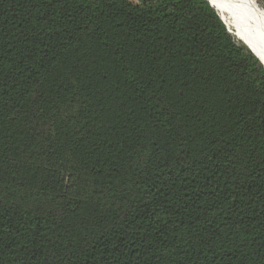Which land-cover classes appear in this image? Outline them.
Masks as SVG:
<instances>
[{"label": "trees", "instance_id": "obj_1", "mask_svg": "<svg viewBox=\"0 0 264 264\" xmlns=\"http://www.w3.org/2000/svg\"><path fill=\"white\" fill-rule=\"evenodd\" d=\"M0 264H264V67L205 0H0Z\"/></svg>", "mask_w": 264, "mask_h": 264}, {"label": "bare ground", "instance_id": "obj_2", "mask_svg": "<svg viewBox=\"0 0 264 264\" xmlns=\"http://www.w3.org/2000/svg\"><path fill=\"white\" fill-rule=\"evenodd\" d=\"M225 26L264 66V10L255 0H208Z\"/></svg>", "mask_w": 264, "mask_h": 264}, {"label": "water", "instance_id": "obj_3", "mask_svg": "<svg viewBox=\"0 0 264 264\" xmlns=\"http://www.w3.org/2000/svg\"><path fill=\"white\" fill-rule=\"evenodd\" d=\"M210 6H211V4L209 3V1L208 0H205ZM212 7V6H211ZM212 9H214L213 7H212ZM215 10V9H214ZM219 16V15H218ZM219 18H220V20L222 21V19H221V17L219 16ZM222 23H223V21H222ZM224 24V23H223ZM224 26H225V24H224ZM226 27V26H225ZM226 29L228 30V28L226 27ZM228 32L230 33V34H232V35H234L230 30H228ZM247 47V46H246ZM248 48V47H247ZM249 49V48H248ZM250 50V49H249ZM250 52H251V50H250ZM252 53V52H251ZM253 54V53H252ZM254 55V54H253ZM255 56V55H254ZM256 57V56H255ZM257 60H258V58H256ZM259 61V60H258ZM260 62V61H259ZM260 64L263 66V64L260 62ZM264 67V66H263Z\"/></svg>", "mask_w": 264, "mask_h": 264}, {"label": "rangeland", "instance_id": "obj_4", "mask_svg": "<svg viewBox=\"0 0 264 264\" xmlns=\"http://www.w3.org/2000/svg\"><path fill=\"white\" fill-rule=\"evenodd\" d=\"M258 4V6L264 10V0H255Z\"/></svg>", "mask_w": 264, "mask_h": 264}]
</instances>
